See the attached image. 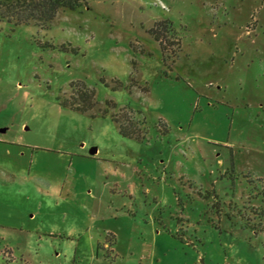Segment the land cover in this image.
Listing matches in <instances>:
<instances>
[{"label":"rangeland","instance_id":"1","mask_svg":"<svg viewBox=\"0 0 264 264\" xmlns=\"http://www.w3.org/2000/svg\"><path fill=\"white\" fill-rule=\"evenodd\" d=\"M28 13L0 0V264H264V0Z\"/></svg>","mask_w":264,"mask_h":264},{"label":"trees","instance_id":"2","mask_svg":"<svg viewBox=\"0 0 264 264\" xmlns=\"http://www.w3.org/2000/svg\"><path fill=\"white\" fill-rule=\"evenodd\" d=\"M16 2L21 3L24 10H28V16L26 19H35L39 20L38 22H42L43 24L49 23L53 17L56 15L57 11L63 8H74L79 0H14ZM161 22H157L155 26L160 25ZM154 26V27H155ZM153 27L150 28V32H152ZM75 92H73L74 94ZM76 97H73V102L70 106L74 109L86 111L89 106L92 105L93 92L89 89L81 90L80 93H76ZM80 101V104H76ZM264 195V193H262Z\"/></svg>","mask_w":264,"mask_h":264}]
</instances>
